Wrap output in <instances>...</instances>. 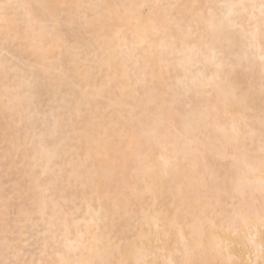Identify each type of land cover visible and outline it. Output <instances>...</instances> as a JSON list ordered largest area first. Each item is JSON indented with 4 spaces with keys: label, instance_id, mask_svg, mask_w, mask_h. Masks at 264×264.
<instances>
[{
    "label": "bare ground",
    "instance_id": "6f19581e",
    "mask_svg": "<svg viewBox=\"0 0 264 264\" xmlns=\"http://www.w3.org/2000/svg\"><path fill=\"white\" fill-rule=\"evenodd\" d=\"M239 2L0 0V259L264 264L260 0L215 27Z\"/></svg>",
    "mask_w": 264,
    "mask_h": 264
},
{
    "label": "snow or ice",
    "instance_id": "6c2138e0",
    "mask_svg": "<svg viewBox=\"0 0 264 264\" xmlns=\"http://www.w3.org/2000/svg\"><path fill=\"white\" fill-rule=\"evenodd\" d=\"M11 5H4L0 3V10L10 7ZM41 8H44L49 12L48 16L41 17V26L42 29L55 35L58 31V23H57V14L61 9H66L70 7L66 4H49L43 3L40 5ZM221 9H225L227 14L221 15L217 24L215 25L216 28L223 29V28H239L240 25L235 23L232 19L233 14L239 13L244 16V18L248 22V26L254 28V15L249 17L247 13L251 10L256 8L255 4H248L244 3L243 0L239 3H228L222 4L219 6ZM260 9V17H259V28L261 31H264V0H260L259 4ZM254 31L249 32L248 35L254 37ZM212 55V62L215 64L216 68L219 70L224 69L226 66H230L232 63V57L228 50L226 49H214L211 53ZM262 60V68H264V55L261 56ZM0 71L8 72L7 65H0ZM26 87L31 88V83L26 82ZM262 95H264V87L261 89ZM262 162H264V157H262ZM0 264H27L26 261H19V260H12V259H0ZM65 264H71V262H65Z\"/></svg>",
    "mask_w": 264,
    "mask_h": 264
}]
</instances>
